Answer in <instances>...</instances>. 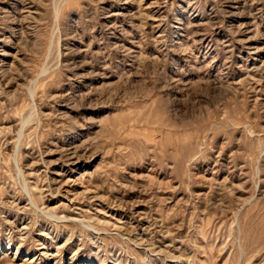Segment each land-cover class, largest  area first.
Returning <instances> with one entry per match:
<instances>
[{"label": "rangeland", "instance_id": "rangeland-1", "mask_svg": "<svg viewBox=\"0 0 264 264\" xmlns=\"http://www.w3.org/2000/svg\"><path fill=\"white\" fill-rule=\"evenodd\" d=\"M0 264H264V0H0Z\"/></svg>", "mask_w": 264, "mask_h": 264}]
</instances>
